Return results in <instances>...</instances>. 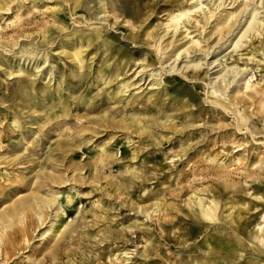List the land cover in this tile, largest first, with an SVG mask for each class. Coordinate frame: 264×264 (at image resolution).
Instances as JSON below:
<instances>
[{
	"label": "bare ground",
	"instance_id": "1",
	"mask_svg": "<svg viewBox=\"0 0 264 264\" xmlns=\"http://www.w3.org/2000/svg\"><path fill=\"white\" fill-rule=\"evenodd\" d=\"M24 1L25 0H0V14L15 13L14 19L8 21L4 20L0 23V68L3 67V72L7 76L12 75L14 70H12L10 62L5 60L7 54L3 52L6 50V44L10 45L7 46L8 48H17L16 45L19 44L18 38L24 36L25 39H28L27 37H30V35H27V31H21L22 27H18L11 32H4L3 30L7 26H14L21 20L23 13L19 12V10ZM38 1L43 0L29 1L33 4L30 8L32 11L28 13L38 11L35 6ZM44 1H46L47 4L44 5L45 7L42 12H50L53 20L47 22V25L40 28V37L37 39V42L34 43V46L24 48L21 51H15V55L19 52L21 53V57L28 54L26 57L30 60L43 58L41 63L44 64L46 61H50L53 57L52 55H55H50L51 50H49V45H53L58 37V41L56 42V48L59 49L58 54H63L65 59L72 63L71 66L75 67L76 75L84 76V68L87 66L91 68L92 63H95V58L99 57V63L96 67L93 81L101 82V84H111L115 82L116 89H114L113 93H108L106 99L110 100L116 98L119 100V103H123L125 99H127L125 94L128 88L131 86H134L133 89L140 88V86H135L137 83L130 84L131 80L137 77L135 81H137V79L141 81L144 74H146V77L155 75L153 72H149L152 68H148L156 64L155 59L152 57L151 49H146V52L142 53L139 50L132 52L127 48V43H122L119 35L112 36V34L106 33L107 25H109V28L117 29L116 20L120 16H123V24L120 27L125 28L127 24L131 27V31L127 35L124 34L128 41L134 44L141 43L159 53L160 59H158V63H166L174 58L172 66L170 65L168 68L161 66L160 69L163 68L165 73H170L168 75H172L174 79L180 77L182 80L186 79L192 81V83L199 87H203V89V82L206 81L205 85L208 88L207 93L211 95L209 98L211 107H206V109H202L201 102L189 93L187 87L184 86L185 83L182 86L174 85L172 80L166 76V78L163 77L162 79L161 77L151 78L148 81L146 85V87L149 85L146 92L148 95L145 98L148 104L156 103L160 95L169 96V98L171 96V98L176 99L177 103H179L182 116L178 123H173L176 132L184 133L188 128L195 129L202 126L203 128L211 127V129L220 128V132L225 135L227 132H230L232 128L228 131L224 129L228 126H232L233 123L227 121L225 123H213L211 118L214 115L219 121L223 117L220 116V114L223 115V112H232L235 118L233 136L237 137L242 130H245L246 135L251 136L255 141H262L264 144V74H260L255 83H252L248 78L242 76L236 80H230V77L226 79V74L233 72L234 69L223 71V73L222 70H217L214 73H220V75L210 78L209 65H212L218 60L215 59L208 63L200 62L201 58L205 59L207 55L213 53L215 49L221 48L226 41L234 36L229 41V45L226 48L233 47L236 49L242 46L243 43L247 44L243 48L246 50L244 53L247 56L246 61H254V58L259 55L260 58L255 60V62L257 61V63L261 65L260 70L264 71V66L260 63L261 59L264 61V41L260 40L261 44L259 46H254V42L252 41L253 38L258 39L261 35H263L264 38V19L261 18V16L258 17L259 12L257 11L255 0H204L207 1V3H204L202 0H190L191 2L188 3L189 0H184L185 4H178V2L175 1V4L178 5L176 8L175 6L170 7L173 5H169L168 8L164 7L166 9L160 7V12L164 10L166 13L162 23L158 21L157 24H153L151 21L148 22L150 16L154 15L157 19L160 13L155 10L154 5L149 3V0H115L112 7H115L114 13L111 15L107 10V4L99 0V9L103 14L100 16L96 14L97 17L95 18L106 22L100 26L91 25L89 23L91 18L82 13L86 0ZM14 2L18 4H15L16 9L13 4ZM211 2L212 5L209 7L208 4ZM236 2L237 4L233 6ZM51 3L52 5H48ZM260 3L264 11V0H260ZM203 4L207 5L203 6ZM249 6H251V9H248ZM116 7H122V9L118 12ZM220 7L222 8L220 9ZM205 8H207V10H205ZM89 9H91V7H89ZM10 10H12V12H9ZM246 14L249 15L247 16ZM2 15H0V18H3ZM242 18H246L243 24H241ZM74 22L86 24L88 27L82 26L79 28L73 26L72 24ZM240 25L241 27L234 34L235 30H237ZM207 26H210V30L206 32ZM136 28L141 29V32H133ZM193 32H198V34L192 35L191 33ZM213 35L214 38H212ZM199 38L203 39V46L200 45L201 41H199ZM212 42H214V44H212ZM35 49L40 51L34 52ZM41 50H43L42 54L40 53ZM197 52H199V54ZM191 53L193 56H190ZM198 55H200V57ZM189 57L192 58L184 60L185 62L183 61L184 58L187 59ZM178 59L180 62L183 61V66H176V61ZM195 59H198L197 62ZM237 60L239 61L241 58ZM192 61L193 63H190ZM222 62L223 60L220 59L219 63L214 67L220 65ZM27 64H30V62ZM136 64L138 65L135 67L132 74L128 75V72L131 71ZM202 64H206L207 67L205 69L202 68ZM40 65L41 64L35 66L33 71L23 69L19 66L20 71L25 75L18 78L20 81L25 82L18 87L19 93L21 96L24 94L27 97V99L22 102L23 106H21V110L26 109V112H30V116L34 117L33 115L39 111V105L42 104L44 107L49 104L52 100L54 91L59 96L58 99H54L52 103H50L51 109L53 110L58 105L62 104L60 113H62V115H67L69 113L67 97L62 98L60 96V92L62 91L60 85L63 81H58L57 87L53 85L52 90L45 85L43 86L40 84L39 86L34 80V78L38 76L39 71L44 73L43 79L48 77V81H50L52 78V72H45V69H40ZM188 68L191 69L190 73L187 74L186 71ZM31 76H33V79L30 81L27 77ZM40 77L41 73L38 78ZM235 77L236 75L232 76V78ZM145 81L146 79L142 85ZM81 83L82 82H80V84ZM84 83H87L86 80ZM231 84V89L229 93L226 94ZM219 92L220 94H218ZM223 95L227 96V98H222ZM84 98V95L79 94L75 102L84 104L88 101V99L85 100ZM103 99L105 100V98ZM130 99H133V97ZM89 100L93 102L96 101L94 98ZM132 101L133 100H131L130 103H132ZM162 103H168L167 97L163 99ZM192 105L198 106V111L196 113L191 111L190 108ZM99 106L101 105L92 104L91 108L96 111ZM107 108L101 109V113H98L94 118L91 116L87 117V115H85L86 113H84L82 117L92 120L93 125L86 128H79L76 136L68 134L65 138L56 143L55 148L50 149L52 144L49 140L43 142L45 146L42 147L41 151L43 152L44 159L37 161L36 167H38V169L36 172L41 171L44 173L43 180L50 186V194L43 195L40 190H35L1 207L0 264L2 262L7 263L17 258V254L21 256L22 253L29 251L27 247L30 243H33L32 239H34V237H37L34 241L40 242L45 240L41 246L32 250L33 254L36 255V259L34 258L33 260L34 264H65L60 261L64 258L72 264L75 263L76 259L83 261V257H86L85 253L78 254V251L82 250V242L79 241L82 239L81 230L84 234L83 237H89V239L95 240L94 244H101L110 239L111 236L105 230H98L97 233L94 234H90L86 231L90 226L89 218L96 216L98 209L101 208L100 202L95 203L94 207H97V209L93 207L87 211L86 208L85 210L79 208V202L75 201L77 192L73 191L66 193L53 190L54 185L48 181V179H52V182L58 181V188L63 187L61 184L67 181L71 184L76 182V180L73 177L62 180L60 177H55V175L52 176L56 167L61 165L57 159L52 158V153L58 151L57 154L59 156H66L69 152H72L74 154L78 153L79 156H81V154L84 153H81L83 145L89 143L94 136L102 132L108 133V131L111 135L109 136V141L114 137H118L116 134L117 132H121V134L125 135L126 140H118V144H128L133 138V135H136L140 138H150L154 144L159 146L161 140L157 132L159 128L161 132L167 128L166 121H168L170 117L165 116L164 121L162 120V116L154 117L149 113L150 107L148 106L140 110L135 109L133 105L129 107L124 106L122 109L108 105ZM118 112H120L119 117H116L115 114ZM56 117H59V114L54 116L49 115L43 120L35 119L33 123H38L36 131L40 133L43 132L45 130V125L48 124L52 118ZM13 123L15 127H19L16 120H14ZM172 132L175 133L174 130H172ZM203 132V129H200L199 136H202V138L205 137V132ZM225 136L231 137L232 134ZM79 137L81 138L79 139ZM189 139L192 140V138ZM78 141L80 142L77 143ZM196 142L197 141L194 143ZM247 143L243 137L237 141L229 139L222 140L219 151H226V154H210L207 156V159L210 162H215V165L217 163L220 167L228 168L233 162L240 163L243 160L241 157H232L231 153H233V150L237 147L243 146V148H246ZM225 144L226 146L222 147V145ZM115 146H110L109 142L105 141L98 145V152L89 156L86 163H82L80 160H73L69 163V167L72 168V171H80L79 177L81 179L78 181L84 180L82 171L86 167L92 168L94 172H99L101 176L91 173L85 182L98 186L100 182L102 185V180H104V182L109 180L107 184L115 191H119L121 188H127L134 177L139 179V177L135 176L137 170L136 166L139 165L132 162L135 157H131L130 155H125L124 157L129 159L122 158L124 162L119 163L121 167L119 169V175L105 173V169L110 167L111 163L115 161ZM25 150L29 155L38 154L34 147L25 148ZM187 152L188 148L181 145L180 153L186 155ZM17 153L18 152H15L12 160H17L14 165L18 166L19 164H23L21 160L23 156ZM258 153V156L254 157L248 165L251 168H258L260 175L264 178V148L262 152ZM182 155H180V158H182ZM222 156H224V158L220 161L219 158ZM40 157H42V155ZM229 158V163L225 164ZM150 162L151 160L147 159L142 163L149 164ZM152 163H154V161H152ZM245 164L247 165V163ZM32 165L33 163L29 164V166ZM23 167L24 166L19 165V168ZM102 172H104V175ZM251 174L252 173H250L249 176H251ZM222 176L226 180L229 175L224 171ZM72 179L74 181H72ZM25 182L23 176L15 174L10 184L16 188H20V185H24ZM73 186H75V183ZM237 189V186H233L232 184H218V186L212 187L210 190L211 194H208V197L204 196V193L199 191L197 193L191 192L182 200L190 212L188 215V225L197 228H191L189 231L192 237L200 232V228L205 225V222H211L214 228L220 226L222 223L227 225L228 229L231 230L230 234L228 231L224 230L223 233L221 232L214 236L215 253L210 257L204 258L200 264H231V259L233 258L236 262L232 264H256L258 256L257 251H261L264 246V229L262 226H259L255 232H245L244 224L246 219L244 218V214L249 212V207L239 198L226 196L228 191L236 193ZM146 191L147 189L143 192L146 193ZM257 198L264 201V196H257ZM125 202L128 201H124V203ZM129 206L131 210L138 209L144 213L145 217H149L151 220H156L158 218L159 221L161 219V211L165 210V201L160 198L157 193L148 191L141 202H132ZM227 206L228 209L226 212L230 210H234L235 212L222 216L224 212L223 209L225 207L227 208ZM154 213L158 215H154ZM97 217L102 216L100 214L95 218ZM44 223H49L48 228L43 226ZM39 227H41L40 229H43V227L46 228L42 232L37 231L35 236H33V233ZM30 229H32V232L29 231ZM68 241L72 243L67 244ZM140 242H143V239L140 240ZM142 247V255L148 256V254L144 253L148 250L147 243L144 242ZM128 253L129 252L125 251L124 256L121 258H119V255H121L119 254L116 260H128L130 258L126 257ZM248 254H252L250 256H254V260L247 259ZM102 255L103 252H99L98 261H103ZM92 259L93 258L90 260ZM108 260H110V264H114V261H112L110 257H108ZM191 260L192 262H187L185 264H195L200 261V259L193 258H191ZM94 263L95 261H93V264Z\"/></svg>",
	"mask_w": 264,
	"mask_h": 264
},
{
	"label": "rangeland",
	"instance_id": "2",
	"mask_svg": "<svg viewBox=\"0 0 264 264\" xmlns=\"http://www.w3.org/2000/svg\"><path fill=\"white\" fill-rule=\"evenodd\" d=\"M29 1L30 0H25L19 10V12L23 13L21 20L14 26H7L3 30L4 32H11L18 27H22L21 31H27V35H30V37L25 39L24 36H20L18 38L19 44L16 45L17 48H8L7 46L10 45L4 43L6 44V50H4L3 53L7 54L5 60L10 62V66L12 67V70H14V73L10 76H7L3 72V67L0 68V210L2 206L9 204L12 200L26 196L35 190H40L43 195L50 194L49 190L51 188L43 180L44 173L41 171L36 172L38 169V167H36L37 161L44 159L43 152L41 151L42 147L45 146L43 144L44 141L49 140L52 144L50 149H53L56 147V143L59 140L65 138L68 134H73L72 136H76L78 134L77 130L79 128L92 126V120L82 117L84 113H86L85 115H87V117L91 116L94 118L98 113H101V109H106L108 105L120 109H122L124 106L129 107L133 105L135 109L139 110L148 106L150 107L149 113L152 116H162L163 121L165 120V116L170 117L168 121H166L167 128L164 129L163 132H161L159 128L157 132L158 137L161 140L159 146L154 144L150 138H140L136 135H133V138L130 142H128V144H118V140H126L125 135L121 134V132H117L116 134L118 137H114L109 141V136L111 135L108 131V133L102 132L94 136L89 143L83 145V150L81 153H84H82L81 156H79L78 153L74 154L72 152H69L66 156H59L57 154L58 151H54L52 153V158L57 159L58 162L61 163L60 166L56 167L55 171L52 173V176L55 175V177H60L62 180H67V178L73 177L76 180V182H74L75 186H73L74 183L70 184V182L67 181L66 183L61 184L63 187L58 188V181L52 182V179H48V181L54 185L53 190L66 193L73 191L77 192L75 201L79 202V208L84 210L86 208L87 211L92 209L95 206V203L100 202L101 208L98 209L97 215L101 214L102 217L95 218L97 216L96 215L89 218L90 226L86 229V231H88L90 234H94L97 233L98 230H105L111 236L110 239L106 240V242L94 244L95 240L89 239V237H83L84 234L81 230L82 239L79 241L82 242V250H79L78 254L85 253L86 257H83V261L76 259L74 264H93V261H95L94 264H110L108 257L114 261V264H185L187 262H192L191 258L200 259L198 263H195L200 264L204 258L210 257L215 253L216 249L213 242L214 236L221 232L223 233L224 230L228 231L230 234L231 230L228 229L227 225L222 223L220 226L214 228L211 222H205V225L202 227L200 226V232L192 237L189 231L191 228L196 227H191L188 225V215L190 212L182 200L186 198V196L191 192L197 193L199 191L203 192L204 196L208 197V194H211L210 190L212 187L218 186V184H232L233 186H237L238 189L236 193L228 191L226 196L239 198L242 200V202L246 203V206L249 207V212L244 214V218L246 219L244 224L245 232H255L259 226H262L264 229V201L257 198V196H264V178L260 175L258 168H251L248 165L249 162L254 159V157L258 156V152H262L264 148L263 142L253 140L251 136L245 134V130H242L240 132L241 134L239 133L237 137L233 136L235 118L232 112H223V115L220 114V116L223 117L219 121L214 115L211 118L213 123H225L226 121L233 123L232 126H228L226 129H224L228 131L230 128H232L230 132L225 134H232L231 137H226L224 134H222L220 132V128L211 129V127L203 128L202 126L195 129L188 128L184 133L176 132L173 127V123H178L182 116V111L179 108V103H177V100L171 98V96L169 98V96L160 95L158 101L154 104H148L145 101V98L148 95V93H146L149 88V85L146 87L148 81L151 78L161 77L162 79L166 76L172 80L174 85L182 86L185 83L184 86L187 87L189 93L201 102L203 107L202 109H206V107H211L209 101L211 95L210 93H207L208 88L205 85L206 81L203 82V89V87H199L198 85L192 83V81H188L186 79L182 80L180 77L174 79L172 75H168L170 73H165L163 68L160 69L161 66L165 68H168L170 65L172 66L174 58L166 63H158L157 61L160 59L159 53L141 43L134 44L128 41L124 34L127 35L131 31V27L127 24L125 25V28H121L120 26L123 24V16H120L116 20L117 29L109 28V25H107L108 27L106 33L112 34V36L119 35L122 43H127V48L132 52L139 50L142 53L146 52V49H151V54L155 59L156 64L150 66L148 69L152 68V70L149 72H153L155 75L146 77V74H144L141 81H138V79L135 81L137 77L131 80L130 84L137 83L135 86H140V88L133 89L134 86L128 88L125 94L127 99L124 98L125 101L123 103H119V100L116 98L107 100L106 95L108 93L114 92V89H116V84L115 82H112L111 84H101V82H95V80L93 81V76L95 75L96 67L99 63V57L95 58V63H92L91 68L88 66L84 68V76H79L76 75L75 67L71 66L72 63L65 59L63 54H58L59 49L56 48L58 37L53 45H49V50H51L50 55H55H52L53 57L50 59V61H46L44 63L45 65L41 63L43 58L30 60L26 57L28 54L22 57L21 53L19 52L16 55L14 54L15 51H21L24 48L34 46V43L37 42V39L40 37V28L47 25V22H51L53 20L52 14H50V12H42L43 8L45 7L44 5L47 4L46 1L43 0L36 3V9L38 11L40 10L39 12L37 11L28 13L29 11H32L30 8L33 4ZM98 1L99 0H86L82 13L91 18L89 21L91 25L100 26L106 22L95 18L97 17L96 14L99 16L103 14V12H101L99 9ZM101 1L107 4V10L109 11V14H113L115 7H112L115 0ZM175 1H177L178 4H185L184 0H149V3L155 6L156 11L160 12V7L166 9L169 5H173L170 7L175 6L176 8L178 5L175 4ZM190 2L191 1L189 0L188 3ZM212 2L208 4L209 7L212 5ZM204 3H207V1H204ZM13 4L15 5L16 3L14 2ZM236 4L237 2L233 6ZM48 5H52V3ZM206 5L207 4H203V6ZM255 5L257 6V11L259 12L258 17L261 16V18L264 19V11L260 0H257V2L255 0ZM89 7H91V9H89ZM221 8L222 7H220V9ZM120 9H122V7H116L118 12ZM248 9H251V6H249ZM205 10H207V8H205ZM9 12H12V10ZM165 13L166 12L162 10L158 14L157 19L154 15L150 16L148 22L151 21L153 24H157L159 21L162 23L165 18ZM14 14V12L5 15L0 14L3 16V18H0V23H2L4 20L8 21L14 19ZM246 15L248 16L249 14ZM246 18L241 19V24H243V21ZM72 25L79 28L82 26L88 27L86 24L75 22ZM240 27L241 25L237 30H235L234 34L239 30ZM209 30L210 26H207L206 32ZM133 32L140 33L141 29L136 28ZM191 34L195 35L198 34V32H193ZM233 37L234 36L226 41V43L223 44L221 48H217L213 53L207 55L205 59L201 58L200 62L208 63L215 59L218 60L212 65H209L210 78L220 75V73H214L217 70H222L223 73V71L234 69L233 72L226 74V79L230 77V80H236L242 76L248 78L252 83H255L260 74H264V71L260 70L261 65H259L257 61L255 62V60L260 58V56L258 55L256 58H254V61H246L247 56L244 54L246 50L243 49L244 46L247 45L245 43L236 49L233 47L226 48L229 45V41ZM212 38H214V35ZM260 40L264 41L263 35L259 36L258 39L253 38V45L259 46L261 44ZM199 41H201L200 45L203 46V39L199 38ZM214 42H212V44H214ZM38 51L40 50H34V52ZM42 52L43 50H41L40 53L42 54ZM197 53L199 54V52ZM190 56H193V54L191 53ZM198 56L200 57V55ZM191 58L192 57L187 59L184 58L183 61L189 60ZM238 58H241V60L238 61ZM179 59L176 61V66L179 65L180 67L183 66L184 63L183 61L180 62ZM198 59H195L196 62ZM220 59H222L223 62L220 65L214 67L217 63H219ZM28 62H30V64H27ZM190 63H193V61ZM260 63H262L264 66V61L262 59ZM39 64H41L40 69H45V72L47 71V73L52 72V78L50 81H48V77V79H43L44 73L41 71L38 72V76L41 73V77L38 78L37 76L34 78V80L39 86L40 84L43 86L45 85L50 90H52L53 85L57 87L58 81H63L60 85L62 89L60 96L62 98L67 97V104L69 108V113L67 115H62V113H60L62 104L58 105L53 110L51 109L50 103H52L54 99H58L59 96L54 91L52 100L49 102V104L44 107L42 104L39 105V111L33 115L34 117H31L29 114L30 112H26V109L21 110V106H23L22 102H24L27 97L24 94L21 96L19 93L20 91L18 87L22 83H25L18 79L21 76H25L20 71L19 66L23 69L33 71L34 67ZM137 65L138 64H136V66H134L133 69L128 72V75L132 74ZM201 66L204 69L207 67L206 64H202ZM190 69L191 68L187 69V74L190 73ZM233 75H236V77L232 78ZM27 79L31 81L33 76L27 77ZM145 79L146 81L142 85ZM85 80L87 82L86 84L84 83ZM80 82L82 83L80 84ZM231 86L232 84L228 87L226 94L229 93ZM79 94L84 95V99H88V101H86L84 104L75 102V99ZM218 94H220V92ZM131 97H133V99H130ZM166 97L168 103H162L163 99ZM223 97L227 98V96L224 95L222 98ZM91 98L96 99V101H90L89 99ZM103 98H105V100ZM131 100H133L132 103H130ZM92 104L101 106H99L95 111L93 108H91ZM190 109L196 113L198 111V106L192 105ZM57 114H59V117L52 118L48 124L45 125V130L43 132L40 133L36 131L38 123H33L35 119L43 120L49 115L54 116ZM119 114L120 112L115 114V116L119 117ZM14 120L17 121V124L19 125L18 128L15 127V124L13 123ZM200 129H203L205 132L204 138L199 136ZM172 130H174L175 133L172 132ZM242 137L245 139L246 143L248 142L246 144V148L240 146L235 148L233 153H231L232 157H241L243 159L240 163L233 162L230 167L225 168L220 167L217 163L215 165V162H210L207 159V156L210 154H226V151H219L222 140L229 139L232 141H237L242 139ZM68 138L71 139L70 137ZM80 138L81 137H79V139ZM189 138H192V140ZM105 141H108L110 146L116 145L114 148L116 151L115 161L111 163L110 167L105 169L106 174L119 175V169L121 168L119 163L124 162L122 158L129 159L125 158V155L135 157L133 158L132 162L139 165L136 166L137 170L135 175L136 177H139V179L134 177L127 188H121L119 191H115L112 189V187H110V185L107 184L109 180L107 182L102 180V185L100 182L98 186L90 184L89 182H85L91 173L101 176L99 172H94V170H92L90 167H86L82 171L84 175L83 181H78L81 179L79 177L80 171H72V168L69 167V163H71L73 160H80L82 163H86L89 159V156H92L95 152H98V145ZM195 141L197 142L194 143ZM79 142L80 141L77 143ZM181 145L188 148L186 155H182V153H180ZM225 146L226 144L222 145V147ZM31 147H34L36 153L38 154H27L25 148ZM15 152H18L17 154H21V156H23L21 158L23 164H19L24 166L23 168H19V165H14L17 161L12 160ZM41 155L42 157H40ZM180 155H182V158H180ZM223 158L224 156L219 158L220 161H222ZM147 159L151 160L149 164L142 163ZM152 161H154V163H152ZM229 161L230 158L227 159L226 162L224 160L225 164H228ZM30 163H33V165L29 166ZM245 163H247V165ZM224 171L229 175L226 180L222 176ZM250 173H252L251 176H249ZM15 174L23 176L24 180L26 181L24 185H20V188H16L10 184ZM102 174L104 175V172H102ZM72 181L74 180L72 179ZM145 188L147 189L146 193L143 192L146 190ZM148 191L157 193L158 196L165 201V210L161 211V219L159 221L158 218L156 220H151L149 217H145L144 213L138 209L131 210V207L129 206V204L132 202H141V200L145 198ZM124 201L128 202L124 203ZM94 209H97V207H94ZM227 209L228 206L227 208L225 207L223 209L224 212L222 213V216H226L228 213L235 212L234 210L226 212ZM154 215L158 214L154 213ZM48 225L49 223H44L43 226L48 228ZM46 227H43V229H40L41 227L37 228V230L33 233V236H35L37 231L42 232ZM29 231L32 232V229ZM36 238L37 237H34V239H32L33 243H30V245L27 247V250L29 251L22 253L21 256L20 254H17V258L10 260L7 263L2 262L1 264H34L33 260L34 258L36 259V255L33 254L32 250L41 246L45 241H34ZM142 239L143 242H140ZM144 242L147 243L148 247V250L144 253L148 254V256L142 255V246L144 245ZM68 243L70 244L72 242L68 241L67 244ZM125 251L129 252L126 257L130 258L126 261L116 260V257L119 254H121L119 255V258L123 257ZM99 252H103V261H98ZM257 254L258 256L256 264H264V246L262 247L261 251H257ZM250 255L252 254L247 255V259L254 260V256ZM91 258L93 259L90 260ZM60 261L61 263L63 262L65 264H72L69 263L66 258ZM235 262L236 260L234 258L231 259V264Z\"/></svg>",
	"mask_w": 264,
	"mask_h": 264
}]
</instances>
